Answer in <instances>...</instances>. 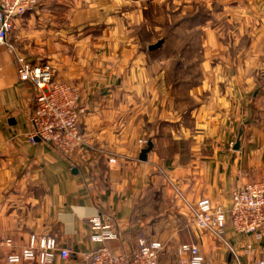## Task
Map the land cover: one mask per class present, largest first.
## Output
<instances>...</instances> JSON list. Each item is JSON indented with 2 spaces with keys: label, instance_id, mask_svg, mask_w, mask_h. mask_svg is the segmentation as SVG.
<instances>
[{
  "label": "crops",
  "instance_id": "1",
  "mask_svg": "<svg viewBox=\"0 0 264 264\" xmlns=\"http://www.w3.org/2000/svg\"><path fill=\"white\" fill-rule=\"evenodd\" d=\"M162 1L41 0L14 21L0 48V264L32 234L70 249L52 264H81L100 245L133 253L140 234L162 244L159 264H183L184 242L205 264L264 261V231L256 240L227 223L217 238L191 210L201 198L228 207L233 189L264 178V0H231L226 19L205 22L194 70L188 41L174 58L165 38L142 44L148 7ZM17 55L77 87L73 154L29 140L35 87L19 81ZM103 231L113 236L98 241Z\"/></svg>",
  "mask_w": 264,
  "mask_h": 264
},
{
  "label": "built area",
  "instance_id": "2",
  "mask_svg": "<svg viewBox=\"0 0 264 264\" xmlns=\"http://www.w3.org/2000/svg\"><path fill=\"white\" fill-rule=\"evenodd\" d=\"M40 1L0 0V48L6 45L14 21L35 10ZM15 66L19 81L29 82L35 87L29 140L34 142L39 139L65 155L73 154L83 142L79 118L84 109L78 103L77 87L56 81L55 69L50 64L31 62L17 55ZM138 143L145 146L147 140L141 139ZM112 161L109 159V162ZM191 210L194 224L212 232L217 238L225 234L229 223L234 231L260 240L264 231V178L233 189L228 207L214 205L208 198H201ZM112 236L109 231H103L97 240ZM162 249L159 241H149L140 234L133 253H113L105 245H100L94 251L84 254L81 264H159ZM176 252L183 264H205L203 255L193 243H180ZM70 254V249L61 246L54 236L32 234L26 246L8 254L6 261L11 264H52L57 259H68ZM258 264H264V261Z\"/></svg>",
  "mask_w": 264,
  "mask_h": 264
},
{
  "label": "rangeland",
  "instance_id": "3",
  "mask_svg": "<svg viewBox=\"0 0 264 264\" xmlns=\"http://www.w3.org/2000/svg\"><path fill=\"white\" fill-rule=\"evenodd\" d=\"M229 4H233L231 0H163L160 5L151 4L145 14L150 22L146 27L139 29L142 44L145 46L148 41L155 43L165 38L167 39L165 53L174 58V55L180 53L183 41H188L186 43L188 49L182 51L186 59L184 64H188V67H193L194 70L199 67V61L191 58L199 51L201 37L204 35L202 26L206 25V21L218 23L226 19L228 15L225 7L230 6ZM177 22H183L182 26L175 28Z\"/></svg>",
  "mask_w": 264,
  "mask_h": 264
},
{
  "label": "water",
  "instance_id": "4",
  "mask_svg": "<svg viewBox=\"0 0 264 264\" xmlns=\"http://www.w3.org/2000/svg\"><path fill=\"white\" fill-rule=\"evenodd\" d=\"M163 39H159L157 40L155 43L151 44L148 46V49L149 50H154V49H157L158 47H160L162 44H163ZM240 134L241 132L239 133V136H238V139L235 143V146H234V149H238L239 147V144H240ZM152 148V143L151 141H147L146 143V146L143 147L139 153V160L141 161H145L146 160V157H147V153L151 150Z\"/></svg>",
  "mask_w": 264,
  "mask_h": 264
}]
</instances>
